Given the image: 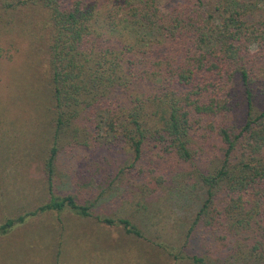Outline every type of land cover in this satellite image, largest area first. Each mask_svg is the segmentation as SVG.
<instances>
[{
  "label": "trees",
  "instance_id": "trees-1",
  "mask_svg": "<svg viewBox=\"0 0 264 264\" xmlns=\"http://www.w3.org/2000/svg\"><path fill=\"white\" fill-rule=\"evenodd\" d=\"M11 4L48 11L57 113L56 143L45 167L51 186L58 139L71 132L75 140L79 132L87 137L90 129L93 139L80 147L130 151V161L120 163V174L148 165L159 173L156 187L167 181L162 166L192 168L189 177L176 174L168 181L185 180L190 187L197 181L207 187L190 232L211 214L207 223H219L214 231L229 227L231 236L241 230L245 236L246 230L245 247L264 253V0ZM82 120L89 123L84 126ZM212 154L211 165L203 167L201 156L204 160ZM104 158L103 152L96 164L110 165V158ZM221 195L225 202L218 206ZM66 207L78 216L91 215V204H80L73 195H52L36 211L7 219L0 233L37 212ZM100 220L142 236L128 219Z\"/></svg>",
  "mask_w": 264,
  "mask_h": 264
},
{
  "label": "rangeland",
  "instance_id": "rangeland-1",
  "mask_svg": "<svg viewBox=\"0 0 264 264\" xmlns=\"http://www.w3.org/2000/svg\"><path fill=\"white\" fill-rule=\"evenodd\" d=\"M14 2L0 0V226L36 211L52 195L91 204V215L78 216L66 207L26 217L0 233V264H199L194 256L207 264H264L261 249L250 253L252 246L245 247L249 232L231 236L229 227L216 232L217 219L207 223L211 214L190 232L207 187L168 181L176 174L189 177L192 168L162 166L167 181L156 187L159 173L148 165L120 174L130 151L80 147L93 139L90 129L87 137L79 132L75 140L71 132L58 139L50 185L45 167L56 143L57 117L48 60L51 25L42 6ZM103 152L110 158L105 168L96 164ZM212 156H201L203 167L211 165ZM224 202L221 195L215 203ZM104 217L128 219L142 236L122 224L104 223Z\"/></svg>",
  "mask_w": 264,
  "mask_h": 264
}]
</instances>
